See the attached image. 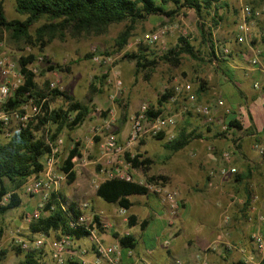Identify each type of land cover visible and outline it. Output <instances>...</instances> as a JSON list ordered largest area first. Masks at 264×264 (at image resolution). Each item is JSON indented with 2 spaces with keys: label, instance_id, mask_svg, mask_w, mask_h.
I'll return each mask as SVG.
<instances>
[{
  "label": "crops",
  "instance_id": "crops-1",
  "mask_svg": "<svg viewBox=\"0 0 264 264\" xmlns=\"http://www.w3.org/2000/svg\"><path fill=\"white\" fill-rule=\"evenodd\" d=\"M235 34L236 30L223 37V43L232 49L229 56L221 58L218 64L213 62L210 67L199 68L201 71L187 79L192 82V91L176 95L174 100L169 98L161 106L162 115H173L180 129L185 128L197 136L181 150L167 152L164 167L155 170L150 165L147 172L142 168L133 169L135 181L142 184L149 183L147 177L150 175L166 177L161 180L179 191L182 202L179 216L172 221L159 195L151 192L133 195L136 199L131 196L134 204L124 214L121 206L117 209L101 206L97 188L90 196L92 202H88V212L111 225L100 233L108 247L118 242L116 235L136 237L133 249L121 247V264H174L175 258L189 264L202 260L210 264L218 260L225 264H255L244 259L253 251L256 253L252 235L264 233V156L255 148L258 142L264 144V46L254 44L261 51V61L253 65L243 56L246 51L250 56L253 52L246 45L238 44ZM218 41L215 34V52ZM208 50L212 55L209 42ZM255 83H259V87H255ZM218 99H223L225 106L215 105ZM193 102L215 105L216 116L224 118L231 125L230 130L222 132L217 123L208 124L203 115L185 111ZM180 129L173 133L177 135ZM121 136L124 138L125 134ZM236 139L239 145L232 152L231 160L224 161L223 153L231 150L232 141ZM144 154L148 155L146 148ZM224 166H235L237 174L221 176L219 171ZM87 174L95 175L92 168L87 169ZM100 178L103 179L102 174ZM36 203V196L27 198L26 207L19 214L33 211ZM130 214L136 215V224L131 227ZM145 220L148 223L142 227ZM137 227L141 233L136 236L134 229ZM78 244L88 249L89 254L83 259L91 263L98 254L89 239L80 238ZM197 253H201L200 258ZM37 257L41 262L42 257L39 254ZM80 258L78 254L75 257L79 261Z\"/></svg>",
  "mask_w": 264,
  "mask_h": 264
},
{
  "label": "rangeland",
  "instance_id": "rangeland-1",
  "mask_svg": "<svg viewBox=\"0 0 264 264\" xmlns=\"http://www.w3.org/2000/svg\"><path fill=\"white\" fill-rule=\"evenodd\" d=\"M223 1L226 3V5L223 4L224 9L220 12L223 18L211 30L213 40L215 34L217 39L222 42L224 41V35L234 34L243 8L250 5L255 12V16L250 20L251 43L253 44L254 41L255 45L261 44L264 46V0ZM167 7L172 9L174 6L169 2ZM5 10L10 19H25L24 15L16 11L15 0H5ZM43 22L44 20L33 25L31 28L32 33ZM209 22L210 17L207 18V23L209 24ZM128 24L129 22L113 24L107 33L100 36H74L72 32L68 31L65 36L53 40L44 47H33L27 42L15 41L7 32L0 36V59L7 57L20 66V57L30 54L35 55V60L32 63L36 64L39 71L35 74L38 90L51 98L50 107L52 109L67 105L63 96L54 98L50 96L49 93L54 88L65 91L84 103H90L93 107L91 116L82 125L73 131L67 128L63 129L59 137V140H61L60 173L62 172L61 166L73 145L79 142L82 147V156L75 162L77 169L80 170L76 181L69 183L65 178L59 188L60 193L69 200L76 199L74 201L78 203L86 201L91 203L92 198L90 196L97 188L96 185L102 180L100 178L102 164L99 162V157L101 143L104 140L106 131H108L106 126L108 125L109 129L118 134L119 142L122 145L125 144L133 117L143 102H147L149 106L151 105L155 109L159 108L160 94L164 87H168L169 92H172L178 82L187 81L191 74H196L198 70L201 71L199 68L205 69L211 65L207 59L210 54L208 45L200 37L198 15L194 10L182 9L173 17L165 15L148 16L144 21L135 25L129 43L124 50L115 52L117 38ZM163 25H168L171 31L161 41L153 44L144 41L148 34L155 32ZM181 37H185L200 51V56L203 57L204 61L196 60L187 54L182 56L179 66L160 60L163 52L173 48ZM141 50H145L152 57H156L158 62L150 70L137 72L136 62L125 58L124 54ZM96 56L100 57L101 60H95ZM102 59L107 60L104 62ZM50 67L55 68L51 70ZM98 79H102L100 84H98ZM117 79L122 81L123 87L120 91L115 87V80ZM92 85H96L98 91H92ZM115 93L117 96L113 98L112 95ZM90 99H92V102H90ZM164 103H167V100ZM165 116L174 117L173 115ZM175 120L174 125H170L167 130L162 132L163 138L147 135L133 146L128 153L135 156L139 153L150 158L153 162L151 167L155 170L164 167L167 161L164 157L167 152L171 151L165 146L169 141L168 136L176 129H180L176 118ZM48 127L46 126L44 129L37 131V136H47ZM51 128L52 130L56 129L55 125H51ZM123 133L125 134L124 138L121 136ZM8 139L9 136L0 130V141L6 142ZM145 148L149 156L144 154ZM88 168H92L95 175L88 176ZM6 184L10 190L15 189L9 181H6ZM84 185H86V190L83 189ZM83 191L87 193H83ZM19 192L23 200L21 206L0 215V263L2 264H23L25 260L24 253L20 254L15 250L12 241L13 235L19 234L26 238H32L36 235L30 232L31 222L26 219L32 211L28 214H19L20 211L25 209L26 199L30 198L31 195L26 196L22 188ZM132 198L136 199L137 196H132ZM36 199L38 202V196H36ZM99 199L101 206L104 208L117 209L119 206L116 203L106 202L100 197ZM36 206L37 203L33 207L36 208ZM21 222H23L22 225H20ZM134 230L136 236L141 233L140 227ZM52 236H56V233L53 232ZM255 250L256 253L254 254L253 251L252 255L258 257L256 246ZM37 254L40 255V258L42 257V264H55L49 256L48 249H43ZM197 254L201 255V253ZM206 262L210 264L208 260ZM212 263L225 264L223 260Z\"/></svg>",
  "mask_w": 264,
  "mask_h": 264
},
{
  "label": "trees",
  "instance_id": "trees-1",
  "mask_svg": "<svg viewBox=\"0 0 264 264\" xmlns=\"http://www.w3.org/2000/svg\"><path fill=\"white\" fill-rule=\"evenodd\" d=\"M169 2L174 6L172 9L167 7ZM15 4L16 11L24 15L25 19H10L6 14L5 0H0V36L7 32L15 41L27 42L33 47H44L53 40L62 38L68 31L72 32L74 36H100L107 33L113 24L129 22L126 29L117 38L115 52L124 50L129 43L135 25L144 21L148 16L165 15L173 17L182 9L194 10L198 15L200 35L204 42L207 45L209 42V46L213 49L212 55L209 54V57H207L209 63H213L215 57V45L211 30L223 18L220 12L224 9L223 4L226 5L223 0H15ZM208 17H210L209 24L207 23ZM42 20H44L43 24L38 26L35 32L32 33V26ZM184 54L196 60L204 61L203 57L200 56V51L185 37H181L173 48L163 52L160 60L179 66ZM124 57L136 62L137 72L150 70L158 62L156 57H152L145 50L126 52ZM34 60V54L20 57L19 64L25 75V80L14 91L5 107L9 109L19 108L29 97H35L38 102L41 99H46L43 103L44 114L39 117L36 123L14 132L6 142L0 141V215L21 206L23 200L19 190L27 178L40 173L44 169L45 157L50 152L51 145L59 141L63 129L75 130L93 112L90 103H84L58 88L52 89L49 93L50 96L52 98L63 96L67 105L52 109L50 107L51 98L38 90L36 75L28 69V65ZM54 68L50 67L51 70ZM101 81L102 79H98V84ZM200 84L202 85L203 82L201 81ZM99 90L101 91V89ZM92 91H98L96 85H92ZM170 96L169 92L161 95L160 107ZM90 102H92V99H90ZM160 107L155 109L150 105L149 116L154 118L161 115L162 110ZM51 125H55L56 129L52 130ZM46 126H49L47 136H37L36 132ZM162 136L163 133L155 135L156 138H163ZM195 136H197L196 133L187 132L185 128H182L173 140L167 141L165 146L176 152L184 148ZM81 156L82 147L79 142H76L69 150L61 166L62 171L67 174L69 183H73L77 179V173L73 169V160L75 157ZM127 159L132 162L133 168H142L144 172H147L153 163L150 158L139 153L134 158H131L130 153H127ZM161 179L165 180L166 177L163 175H150L147 177L148 182ZM6 181H9L15 189L10 190ZM149 193L150 191L145 184L123 179H106L96 189L98 197L126 209L131 208L134 204L130 198L131 196L137 194L148 195ZM8 195V201L3 203L4 198ZM65 204L68 205L67 208H63ZM52 205H55L52 212L30 223V232L33 235L46 233L50 236L54 232L57 236L71 234L77 240L87 236V231L83 229L75 230L69 226L70 220L79 214L78 202L69 200L62 193H53L47 209L49 210ZM135 218L136 215L134 214L128 216L130 227L136 224ZM96 219L98 220L97 216ZM147 223V220L143 221L141 223L142 227ZM116 236H118L119 243L123 248L133 249L135 247L136 237L134 235ZM14 247L18 253H24L25 260L23 264H42L37 257V251L25 252L16 245ZM65 264L81 263L79 260L68 258Z\"/></svg>",
  "mask_w": 264,
  "mask_h": 264
},
{
  "label": "built area",
  "instance_id": "built-area-1",
  "mask_svg": "<svg viewBox=\"0 0 264 264\" xmlns=\"http://www.w3.org/2000/svg\"><path fill=\"white\" fill-rule=\"evenodd\" d=\"M255 16V12L250 5H246L241 13L239 23L236 25L235 41L238 44H244L253 53L250 56L248 51L244 52L243 56L253 65L260 64L261 51L257 49L252 43V33L250 27V20ZM171 31L168 25H163L158 30L150 33L145 38V42L153 44L161 41ZM215 57L213 58L214 64H218L221 58L227 57L231 54L232 49L227 43L217 42L216 44ZM102 58V57H101ZM95 60H101L100 57L96 56ZM106 62L107 59H102ZM28 69L34 74H37L38 68L35 63H30ZM0 75L2 80L0 81V130L11 136L14 132L27 128L28 126L36 123L41 115H43V103L46 99L37 101L35 97H29L25 103L19 108H6L5 105L13 95L14 91L24 83L25 75L23 74L21 67L15 61L10 60L7 57L0 59ZM115 87L120 91L123 87L121 79L115 80ZM255 87H259V83H255ZM117 91V92H118ZM192 83L188 81L178 82L171 94L170 99L174 100L176 95L183 92H191ZM169 92L168 87H164L160 95H164ZM117 94H113L115 98ZM218 106H225L223 99H218L216 104ZM212 103H197L193 102L190 109L200 115H203L205 121L212 125L217 123L222 132H228L230 130V124L224 119L216 116L214 112V106ZM149 104L143 102L137 112L135 113L131 129L128 135L127 142L121 144L119 142L118 134L107 127L104 140L100 146V157L101 162V174L103 175V181L106 179H123L127 181H135V175L133 173L132 162L127 159V153L131 151L132 147L138 144L141 139L147 135H157L167 130L170 125H174L176 120L174 117H167L165 115H158L154 118L148 114ZM229 110L226 111L228 113ZM176 134L172 133L168 136V140H173ZM59 140L56 144L51 145L50 152L45 157L44 169L38 173L27 178L22 186L25 194L31 196H39L36 208L27 215L26 219L28 222L38 220L45 214L52 212L55 209V205H52L48 210L47 205L50 202L53 193H60L59 188L62 180L67 178L65 172H59L61 162V149ZM239 140L232 141L231 150L223 153V160L229 162L231 160L232 152L238 147ZM255 148L260 155L264 156V144L256 143ZM212 148H210L211 150ZM131 158L135 155L130 153ZM80 157L74 158V171L80 172L77 169L75 163ZM238 170L235 166H224L220 168L219 174L223 177L228 175L237 174ZM100 182L96 185H98ZM142 184V183H141ZM149 191L153 194L159 195L163 204L166 205L171 220L176 219L182 209V202L179 191L174 188L167 186L163 180H156L145 184ZM9 195L3 200V203L8 201ZM59 199V195H58ZM68 205H63V208H67ZM89 207L88 201L78 203L77 208L79 214L74 216L69 226L72 229H83L87 231V238L91 242L93 248L97 252L96 258L88 263L83 259L84 255H87L88 249L80 247L78 240L71 234H61L60 236H49L46 233H38L32 238H26L19 234H15L12 237L14 245L19 247L22 251H42L48 249L51 258L55 264H65L68 258L75 259L78 254L80 257L81 264H121V245L119 240L113 247H108L102 240L100 233L110 228V223L96 219L95 215L87 212ZM121 213H126V208L121 209ZM253 242L257 248V256L249 254L245 257L246 262H253L256 264H264V233H254L252 235ZM167 239L166 243L169 244ZM1 251V250H0ZM132 253V249H129ZM199 255V254H198ZM201 255L198 257L200 258ZM2 264V263H0ZM174 264H187L180 258L174 259ZM198 264H207L205 260H202Z\"/></svg>",
  "mask_w": 264,
  "mask_h": 264
}]
</instances>
